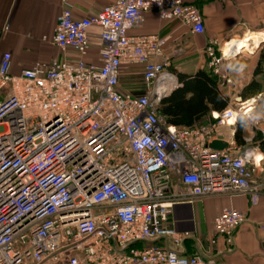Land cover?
I'll list each match as a JSON object with an SVG mask.
<instances>
[{
	"label": "built area",
	"instance_id": "obj_1",
	"mask_svg": "<svg viewBox=\"0 0 264 264\" xmlns=\"http://www.w3.org/2000/svg\"><path fill=\"white\" fill-rule=\"evenodd\" d=\"M150 12L180 22L194 36L205 33L201 11L185 0H111L81 19L70 8L62 11L53 44L64 56L76 53V62L41 61L14 77L12 57L5 55L0 264H206L200 256L181 254L189 234L169 225L174 206L221 195L247 196L258 205L264 161L259 168L251 162L258 149L210 148L224 138V129L238 124L212 112L206 124L179 128L160 113V103L180 88L169 72L170 39L129 34ZM93 28L100 29L99 64L85 60L93 51ZM205 56L228 107L238 109L245 88L226 68L217 40L209 42ZM126 68L142 69L140 96L120 91ZM140 137L148 138L143 148L136 145ZM175 176L183 190L167 201ZM249 221L247 213L230 208L214 226L218 235L231 236ZM144 243L152 245L132 250Z\"/></svg>",
	"mask_w": 264,
	"mask_h": 264
},
{
	"label": "crops",
	"instance_id": "obj_2",
	"mask_svg": "<svg viewBox=\"0 0 264 264\" xmlns=\"http://www.w3.org/2000/svg\"><path fill=\"white\" fill-rule=\"evenodd\" d=\"M185 1L201 11L205 23L204 35L194 36L180 22L164 21L155 12L146 14L140 25L130 30L129 34L168 37L170 40L166 52L172 61L169 72L182 87L181 76H195L200 71L209 69L205 50L211 40H217L222 48L226 42L243 38L248 33L249 48L245 47L240 52L233 51L235 61L247 65L242 74L236 75V81L245 90L254 81L264 87V77L255 76L264 48V0ZM110 4L111 0H0V67L5 55L12 57L11 76L14 77L20 76L24 70L33 68L41 61L56 59L64 62L68 59L76 62L79 59L76 53L70 52L64 56L53 44L62 11L70 8L75 17L81 19L98 14ZM99 36L100 29L93 28V51L85 58L87 62L99 64L97 50L102 46ZM142 72L141 68L124 69L120 91L140 96L144 85ZM137 75L141 78L140 83L134 81ZM6 93L7 90L0 93V100L4 99ZM254 98L258 108L264 107V93ZM256 124L258 129L255 131L245 128L246 139L254 138L256 132L264 137V119ZM237 126L223 130L230 149H240L235 142ZM257 151L261 152L259 149ZM257 181L263 182V178L260 177ZM182 190L180 178L175 176L166 195L167 201H176L177 194ZM230 208L247 213L250 221L238 227L231 236H220L216 233L214 221L224 210ZM258 224H264V192L255 207L247 196L229 195L210 196L196 200L193 204L179 203L174 206L169 221V225L181 234H189L180 249L181 254L188 257L200 256L206 264H264V230ZM155 244L168 245L165 241ZM150 245L152 244H137L132 250L141 251Z\"/></svg>",
	"mask_w": 264,
	"mask_h": 264
},
{
	"label": "trees",
	"instance_id": "obj_3",
	"mask_svg": "<svg viewBox=\"0 0 264 264\" xmlns=\"http://www.w3.org/2000/svg\"><path fill=\"white\" fill-rule=\"evenodd\" d=\"M255 76L264 77V48ZM180 83L182 87L164 99L159 106L160 113L172 126L194 128L206 124L212 112L223 111L229 105L227 98L218 89L217 79L209 69L200 71L195 76H181ZM262 93L263 85L254 81L245 90L243 97L248 99ZM246 137L245 128L238 124L235 134L236 145L242 149L250 147L264 152V137L260 132H256L249 144L245 140Z\"/></svg>",
	"mask_w": 264,
	"mask_h": 264
},
{
	"label": "clouds",
	"instance_id": "obj_4",
	"mask_svg": "<svg viewBox=\"0 0 264 264\" xmlns=\"http://www.w3.org/2000/svg\"><path fill=\"white\" fill-rule=\"evenodd\" d=\"M249 39V34L245 33V36L240 39L234 38L226 42V44L221 48L222 57L229 61L226 64V68L230 71H234L237 74H242L246 69L247 65L235 61L233 56V51H242ZM214 118H222V121L228 124H240L241 127L247 128L253 123L264 119V107H257L256 98H249V100L243 101L238 109H232L230 106L226 107L223 111L214 112ZM148 142L147 137H140L136 141V145L139 148H143L145 143ZM247 159V154H246ZM264 161V152L257 151L255 155L251 158V162L257 167H261V162ZM242 161L241 163H244Z\"/></svg>",
	"mask_w": 264,
	"mask_h": 264
},
{
	"label": "water",
	"instance_id": "obj_5",
	"mask_svg": "<svg viewBox=\"0 0 264 264\" xmlns=\"http://www.w3.org/2000/svg\"><path fill=\"white\" fill-rule=\"evenodd\" d=\"M230 147V144L225 141L223 137H219L217 140L210 144V148L214 151L223 152Z\"/></svg>",
	"mask_w": 264,
	"mask_h": 264
},
{
	"label": "rangeland",
	"instance_id": "obj_6",
	"mask_svg": "<svg viewBox=\"0 0 264 264\" xmlns=\"http://www.w3.org/2000/svg\"><path fill=\"white\" fill-rule=\"evenodd\" d=\"M138 76V75H137ZM141 78H140V76H138V77H136V80H134L135 81V83H140V80ZM256 97V96H255ZM253 98V97H252ZM263 104H264V102H263Z\"/></svg>",
	"mask_w": 264,
	"mask_h": 264
},
{
	"label": "bare ground",
	"instance_id": "obj_7",
	"mask_svg": "<svg viewBox=\"0 0 264 264\" xmlns=\"http://www.w3.org/2000/svg\"><path fill=\"white\" fill-rule=\"evenodd\" d=\"M256 41H258V40H256ZM256 41H255V42H256ZM255 42H254V43H255ZM248 46H249V45H248V43H247L246 47H248ZM248 48H249V47H248Z\"/></svg>",
	"mask_w": 264,
	"mask_h": 264
}]
</instances>
